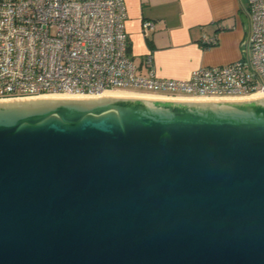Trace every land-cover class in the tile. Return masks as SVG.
I'll return each mask as SVG.
<instances>
[{
	"label": "water",
	"instance_id": "95a60500",
	"mask_svg": "<svg viewBox=\"0 0 264 264\" xmlns=\"http://www.w3.org/2000/svg\"><path fill=\"white\" fill-rule=\"evenodd\" d=\"M0 264H264V95L0 99Z\"/></svg>",
	"mask_w": 264,
	"mask_h": 264
},
{
	"label": "built area",
	"instance_id": "2783aa9c",
	"mask_svg": "<svg viewBox=\"0 0 264 264\" xmlns=\"http://www.w3.org/2000/svg\"><path fill=\"white\" fill-rule=\"evenodd\" d=\"M249 30L233 62L186 79L137 72L126 0H0V99L121 90L187 98L264 93V0H245ZM143 27H152L142 21ZM206 45L214 38H202ZM150 56L147 62L151 65Z\"/></svg>",
	"mask_w": 264,
	"mask_h": 264
},
{
	"label": "crops",
	"instance_id": "0c3cea01",
	"mask_svg": "<svg viewBox=\"0 0 264 264\" xmlns=\"http://www.w3.org/2000/svg\"><path fill=\"white\" fill-rule=\"evenodd\" d=\"M126 11L131 57L140 74L152 67L160 77L186 79L197 67L227 64L243 54L249 30L245 0H126ZM203 37L215 43L206 45Z\"/></svg>",
	"mask_w": 264,
	"mask_h": 264
},
{
	"label": "bare ground",
	"instance_id": "6f19581e",
	"mask_svg": "<svg viewBox=\"0 0 264 264\" xmlns=\"http://www.w3.org/2000/svg\"><path fill=\"white\" fill-rule=\"evenodd\" d=\"M127 94L129 95V94H138V93H133V92H129V91H123V90H106V91L100 93L99 95H127ZM143 95H144V93H143ZM260 95H264V93H255V94H253L251 96H260ZM44 96H56V95H44ZM57 96H70V95L61 94V95H57Z\"/></svg>",
	"mask_w": 264,
	"mask_h": 264
},
{
	"label": "rangeland",
	"instance_id": "374dc122",
	"mask_svg": "<svg viewBox=\"0 0 264 264\" xmlns=\"http://www.w3.org/2000/svg\"><path fill=\"white\" fill-rule=\"evenodd\" d=\"M121 90H123V89H121Z\"/></svg>",
	"mask_w": 264,
	"mask_h": 264
}]
</instances>
